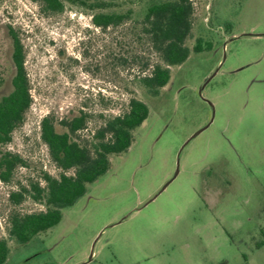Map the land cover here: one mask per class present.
<instances>
[{
	"label": "rangeland",
	"instance_id": "rangeland-1",
	"mask_svg": "<svg viewBox=\"0 0 264 264\" xmlns=\"http://www.w3.org/2000/svg\"><path fill=\"white\" fill-rule=\"evenodd\" d=\"M190 1L186 45L201 37L212 48L170 67L149 96L138 79L158 58L136 21L148 0H119L113 9L132 17L107 28L79 1L45 14L31 0H0V96L11 89L9 25L24 45L32 96L6 146L27 165L0 182V238L10 248L2 264H264V0ZM132 96L149 114L130 147L110 156L58 224L25 244L8 238L12 211L42 209L29 197L13 204L10 191L59 173L41 119L83 109L88 137L99 113H123Z\"/></svg>",
	"mask_w": 264,
	"mask_h": 264
},
{
	"label": "trees",
	"instance_id": "trees-1",
	"mask_svg": "<svg viewBox=\"0 0 264 264\" xmlns=\"http://www.w3.org/2000/svg\"><path fill=\"white\" fill-rule=\"evenodd\" d=\"M45 14L63 12L65 1H79L91 10L92 23L100 28L118 26L132 17V11H117L113 7L119 0H31ZM193 7L190 0H148L138 23L158 60L149 72L142 74L138 83L149 96H156L170 79V67L182 64L191 52L212 48L211 41L196 38L190 48L186 39L191 33ZM11 40V89L0 96V182L9 183L15 170L27 162L18 153L6 149L14 131L24 122L32 104L30 83L25 69V49L18 34L8 26ZM147 66V65H146ZM148 104L130 97L127 109L118 115L99 113L100 123L88 137L80 132L87 127L91 113L79 109L75 114L57 117L52 114L40 121V137L47 147L52 164L59 170L57 176L42 172L40 180L20 184L10 191L9 200L21 203L26 197L42 206L32 212L12 211L7 217L6 232L18 244H25L35 235L58 224L63 209L81 198L88 186L106 173L110 156L125 152L133 141L134 130L147 118ZM43 182L41 184L40 182ZM7 238H0V264L9 253Z\"/></svg>",
	"mask_w": 264,
	"mask_h": 264
},
{
	"label": "water",
	"instance_id": "water-1",
	"mask_svg": "<svg viewBox=\"0 0 264 264\" xmlns=\"http://www.w3.org/2000/svg\"><path fill=\"white\" fill-rule=\"evenodd\" d=\"M198 132V131H197Z\"/></svg>",
	"mask_w": 264,
	"mask_h": 264
}]
</instances>
